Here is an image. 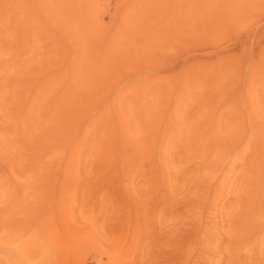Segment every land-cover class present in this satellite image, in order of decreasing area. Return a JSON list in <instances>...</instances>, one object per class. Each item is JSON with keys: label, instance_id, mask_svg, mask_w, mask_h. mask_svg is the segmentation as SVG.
I'll use <instances>...</instances> for the list:
<instances>
[{"label": "rangeland", "instance_id": "374dc122", "mask_svg": "<svg viewBox=\"0 0 264 264\" xmlns=\"http://www.w3.org/2000/svg\"><path fill=\"white\" fill-rule=\"evenodd\" d=\"M253 123L264 0H0L2 264H264Z\"/></svg>", "mask_w": 264, "mask_h": 264}, {"label": "bare ground", "instance_id": "6f19581e", "mask_svg": "<svg viewBox=\"0 0 264 264\" xmlns=\"http://www.w3.org/2000/svg\"><path fill=\"white\" fill-rule=\"evenodd\" d=\"M73 16V15H72ZM84 20V19H83ZM239 111V110H238ZM261 118V117H260ZM259 120V119H258ZM251 121V120H250ZM260 122V121H259ZM263 122V121H262ZM249 125V124H248ZM261 125H262V123H261ZM248 127H250V125L248 126ZM263 128H264V126H262ZM263 128L261 129V128H259L258 126H257V123H253V124H251V128H249L248 130H249V132L246 134L247 136H248V145L245 147V148H243L244 149V152L245 151H249V153L251 152L252 154H251V156L249 157V159L247 160V161H252L258 154H260L261 155V153H263V150H264V130H263ZM244 129H246V128H244ZM242 130V129H241ZM241 133H239L238 132V134L237 135H234L233 136V139L231 140V142H233V141H235L236 142V140H241L240 138H241V135H240ZM246 136V137H247ZM203 139V138H202ZM215 140V139H214ZM246 141V140H245ZM211 142H212V140H211ZM222 142V141H221ZM238 142V141H237ZM236 142V143H237ZM241 143V142H240ZM239 143V144H240ZM211 144V143H210ZM213 144H217V143H213ZM228 144H229V142H228ZM232 144V143H231ZM238 144V145H239ZM218 145V144H217ZM236 145V144H235ZM234 145V146H235ZM238 145L235 147V148H233V149H236V148H238ZM186 146V145H185ZM214 146V145H213ZM244 146V145H243ZM242 146V147H243ZM203 147V146H202ZM210 148H211V146H209ZM219 147V146H218ZM228 147V146H227ZM226 147V148H227ZM240 147V146H239ZM205 148V147H204ZM207 148L208 147H206V149H204L203 151H205V150H207ZM210 148H209V150H207V151H205V156H207L208 154V158H209V160L207 161V160H205V158L203 159V160H205V163H208L209 165H210V167L212 166V165H215V163L216 162H214V160L212 159L213 158V156H211L212 158V160L210 159ZM202 149V148H201ZM213 149H214V147H213ZM229 149H231L232 150V147H230ZM220 150V149H219ZM218 150V151H219ZM228 150V149H227ZM226 150V151H227ZM202 151V150H201ZM212 152H213V150H212ZM219 152H221V151H219ZM248 153V152H247ZM248 153V154H249ZM199 154H201V152H199ZM203 154V153H202ZM216 154V153H215ZM236 155H237V153H236ZM202 157H204V155L202 156ZM230 157V156H229ZM260 157V156H259ZM257 158V157H256ZM217 159V158H216ZM223 159H225V158H223ZM218 160V159H217ZM201 161V160H200ZM218 161H220V159L218 160ZM256 161V163H258L257 161L258 160H255ZM204 162V161H203ZM214 162V163H213ZM200 163V162H199ZM204 163V165H206ZM221 163V162H220ZM255 163V164H256ZM218 164V163H217ZM216 164V165H217ZM203 165V164H202ZM225 165L226 164H222L221 165V167H220V165H217V166H219V168L218 169H216V170H218L219 171V169H220V171L221 170H225ZM258 167H261V166H259V165H257ZM202 167V166H201ZM206 168L208 167V166H205ZM216 167V166H215ZM214 166L213 167H211L212 169H214L215 168ZM254 167H255V165H254ZM197 168V167H196ZM195 168V169H196ZM198 168L201 170V168L198 166ZM245 168H246V166H245ZM208 169L210 170V168L208 167ZM208 169H206V170H208ZM261 169V168H260ZM204 170V169H203ZM234 170V169H233ZM218 171H216V172H218ZM229 171V170H228ZM253 171V170H252ZM213 172V171H212ZM226 172V171H225ZM228 173V172H227ZM240 175V174H239ZM225 176H226V174H225ZM254 176V175H253ZM223 178H225L224 176H222ZM207 178V177H206ZM200 179V178H199ZM208 179V178H207ZM214 179V178H213ZM217 179V178H216ZM241 180V179H240ZM200 181H202V180H200ZM208 181V180H207ZM222 181V180H221ZM224 181V180H223ZM197 182V181H196ZM195 182V183H196ZM198 182H199V180H198ZM197 182V183H198ZM204 181H202V183H203ZM206 182V181H205ZM204 182V183H205ZM209 182H210V180H209ZM212 182H213V180H212ZM217 181H215V183H216ZM238 182V181H237ZM200 183V182H199ZM218 183V182H217ZM225 183V182H224ZM227 183V182H226ZM225 183V184H226ZM253 183V182H252ZM194 184V183H193ZM192 184V186H195V185H193ZM208 184V183H207ZM228 184V183H227ZM237 184H239V183H237ZM243 184V183H242ZM200 185V184H199ZM204 185V187H205V185L206 184H203ZM214 185H216V184H214ZM229 185V184H228ZM228 185H226V186H228ZM230 185H232V184H230ZM240 185H241V182H240ZM248 185H250L251 186V184H248ZM208 186V185H207ZM210 186H211V183H210ZM221 186H223L224 187V184L222 183V185ZM220 185H217V186H213L214 188H213V191H222V187H221ZM242 186V185H241ZM241 186H240V188H241ZM244 186V185H243ZM254 186V185H253ZM256 186H258V185H256ZM244 187H247L246 186V184H245V186ZM192 188V187H191ZM200 188V187H199ZM198 188V189H199ZM228 188H229V186H228ZM249 188V187H248ZM197 189V188H196ZM232 190H233V188H231ZM243 189V188H242ZM253 189V188H252ZM260 189V188H259ZM191 190V189H190ZM193 191H194V189H192ZM199 190H201V188L199 189ZM210 191H212V190H210ZM240 191V189L237 191V192H235V194H237L236 196H241V198H242V195H244V193H240L239 192ZM257 191V190H256ZM195 192H196V190H195ZM241 194H239V193ZM249 192H251V190L249 191ZM212 193H214V195H215V192H212ZM253 193V192H252ZM248 192L247 193H245V195H244V197H243V200H244V202H247V204H246V207H244L245 209L246 208H252V206L254 205H250V204H248V203H251V200H254V199H251L252 198V195H250L251 196V198L248 196ZM217 196H218V194H217ZM254 196V195H253ZM255 198V197H254ZM256 198H258V197H256ZM255 198V199H256ZM217 199V198H216ZM215 199V200H216ZM236 199L237 200H239L240 202H242L241 200H240V197H239V199H238V197H236ZM259 199V198H258ZM213 201V202H216V201ZM220 200V199H219ZM260 200H261V198H260ZM255 201V200H254ZM253 201V202H254ZM257 201H259V200H257ZM211 202V201H210ZM239 202V203H240ZM243 202V203H244ZM245 204V203H244ZM258 204V203H257ZM257 204H256V202H255V205H256V208H257ZM210 205V204H209ZM213 205V204H212ZM239 205V204H238ZM263 205H264V198L262 199V201H260V204L258 205V206H262L263 207ZM241 206V205H240ZM21 207V206H20ZM237 207V206H236ZM255 207V206H254ZM252 208V209H249V213L248 214H246V215H244V216H241L240 218V220H242V219H245L246 221H248L249 223L248 224H250L251 225V228H253V227H255V222H258L259 223V220H261V221H263V219H264V216L262 215V214H260V211L261 210H263L262 208H260V209H255V208ZM22 208V207H21ZM242 208V207H241ZM264 208V207H263ZM10 209L11 208H9V211L8 212H10ZM238 209V208H237ZM21 210V209H20ZM235 211V210H234ZM233 211V212H234ZM237 211H239V210H237ZM263 211H261V213H262ZM235 214H236V212H234ZM264 213V212H263ZM244 214V213H243ZM242 214V215H243ZM259 214V215H258ZM255 215H257L256 217H255ZM235 216V215H234ZM238 216V215H237ZM8 217H10V214H6V213H2V214H0V222H6V221H8ZM232 218V217H231ZM229 219V218H228ZM227 219V220H228ZM244 220V221H245ZM189 221V220H188ZM239 221V220H238ZM244 221H243V224H244ZM229 222V221H228ZM231 222V221H230ZM9 223V222H8ZM264 223V222H263ZM10 224V223H9ZM13 224H14V222H13ZM241 224H242V222H241ZM241 224H240V226H241ZM246 224H247V222H246ZM247 224V225H248ZM261 223H259V225H260ZM5 225V224H4ZM11 225V224H10ZM15 226H17L16 224L14 225V227ZM243 226H245V225H243ZM242 226V227H243ZM13 227V228H14ZM20 227V226H19ZM240 228V227H239ZM245 228H249L248 226L247 227H245ZM260 228V227H259ZM18 229H20V228H17V230ZM238 229V228H237ZM242 229V228H241ZM254 229V228H253ZM13 230V229H12ZM11 230V233L13 234V232L14 233H16V231H12ZM14 230H16V229H14ZM235 230V229H234ZM254 230H256V229H254ZM20 231V230H19ZM239 231H241V230H239ZM248 231H251L250 229L248 230ZM247 231V232H248ZM253 231V230H252ZM257 231V230H256ZM255 231V232H256ZM242 232V231H241ZM254 232V231H253ZM253 232H252V234H253ZM22 233H24V232H22ZM26 233H24V235H25ZM216 234V233H215ZM249 234V233H248ZM21 235V234H20ZM222 235V234H221ZM220 235V236H221ZM234 235V234H233ZM236 235H238L237 233L235 234V236ZM247 235V234H246ZM16 236H18V235H16ZM26 236V235H25ZM219 236V235H218ZM226 236V235H225ZM228 236V235H227ZM242 236V235H241ZM12 237H14V235L12 236ZM248 237V236H247ZM247 237H246V239H247ZM220 238V237H219ZM245 238V237H244ZM242 239V238H241ZM21 240V239H20ZM219 240H221V239H219ZM218 240V241H219ZM229 240V239H228ZM237 240V239H236ZM244 240V239H243ZM230 241H232V239L230 240ZM234 241V240H233ZM22 242V241H21ZM237 242V241H236ZM235 242V243H236ZM245 242V241H244ZM23 244V243H22ZM230 245H231V242H230ZM229 245V246H230ZM22 246V245H21ZM37 246V245H36ZM234 246V245H233ZM238 246H240V245H238ZM20 247V246H19ZM38 248V247H37ZM40 248V247H39ZM232 247H230V249H231ZM227 249V248H226ZM233 249V248H232ZM231 249V250H232ZM235 249V248H234ZM14 252H15V250L13 251V253L12 252H10V251H7L6 252V257H7V259H11L13 256H14ZM231 252V251H230ZM19 253H21L22 255H24V256H28V257H33V256H35L37 253H38V250L34 247H23L22 249H21V251L19 252ZM225 253V252H224ZM229 253V252H228ZM232 253V252H231ZM228 256V255H227ZM230 256H232V255H230ZM226 257V256H225ZM2 262H4V261H2V260H0V264H2ZM10 262V261H9ZM6 263V262H5Z\"/></svg>", "mask_w": 264, "mask_h": 264}]
</instances>
